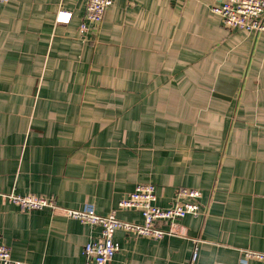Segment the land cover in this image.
Listing matches in <instances>:
<instances>
[{"label": "crops", "instance_id": "1", "mask_svg": "<svg viewBox=\"0 0 264 264\" xmlns=\"http://www.w3.org/2000/svg\"><path fill=\"white\" fill-rule=\"evenodd\" d=\"M84 1L0 4V244L83 264L100 227L6 196L106 215L151 183L160 207L199 189L201 213L160 239L117 229L112 264H264L241 259L264 252V33L223 26L224 0H114L83 33Z\"/></svg>", "mask_w": 264, "mask_h": 264}, {"label": "built area", "instance_id": "2", "mask_svg": "<svg viewBox=\"0 0 264 264\" xmlns=\"http://www.w3.org/2000/svg\"><path fill=\"white\" fill-rule=\"evenodd\" d=\"M10 0H0L6 4ZM114 0H85L84 16L79 26L81 32H88L89 26H98L106 10ZM210 11L228 29H241L247 33H264V0H224L212 5ZM71 13L59 11L56 21L66 23ZM9 201L17 204L22 209L30 211L50 208L54 212H61L66 217L76 219L90 227H100V236L88 240L83 248V264H112L113 257L119 250V244L114 240L117 229L135 236H147L160 239L170 230L160 227L161 223L172 225L186 215L197 216L201 213L199 199L201 192L196 188L179 187L176 190L174 202L167 207L155 204L157 199L155 186L151 183H139L125 198L117 204L116 210H134L140 213L143 222L136 223L117 218L116 210L106 215L95 213L93 207L71 209L58 206L54 199L41 195L27 194L6 196ZM242 261L255 260L264 263V252L243 249ZM196 253L193 254L192 261ZM0 264H34L20 261L11 257L10 250L0 244Z\"/></svg>", "mask_w": 264, "mask_h": 264}]
</instances>
